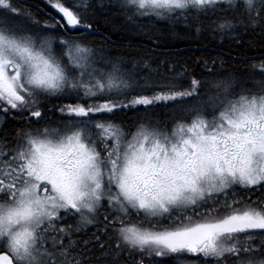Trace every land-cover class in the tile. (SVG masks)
Listing matches in <instances>:
<instances>
[{
    "label": "snow or ice",
    "instance_id": "obj_1",
    "mask_svg": "<svg viewBox=\"0 0 264 264\" xmlns=\"http://www.w3.org/2000/svg\"><path fill=\"white\" fill-rule=\"evenodd\" d=\"M47 2L60 19L41 24L0 0V113L27 124L0 136V264H90L93 244L107 264L185 255L264 264V60L249 66L260 73L252 88L229 75L205 101L206 81L182 88L183 72L167 82L133 76L71 35L93 28L86 14L96 7L130 23L183 20L240 43L250 32L264 37V0ZM52 97L76 100L57 106L65 114L57 127L40 123ZM160 102L183 114L170 129L145 119L126 131L114 119ZM88 225L97 228L90 240L73 238Z\"/></svg>",
    "mask_w": 264,
    "mask_h": 264
},
{
    "label": "trees",
    "instance_id": "obj_2",
    "mask_svg": "<svg viewBox=\"0 0 264 264\" xmlns=\"http://www.w3.org/2000/svg\"><path fill=\"white\" fill-rule=\"evenodd\" d=\"M64 2L68 3V0ZM93 2L95 3V0ZM105 2L107 3L108 0ZM15 3L21 8H27L33 18L39 20L41 24L45 21L53 23L50 17L60 19L47 0H15ZM86 19L87 22L93 23V28L73 30L72 36L84 35L86 39L82 43H86L97 51L102 50L110 59L121 61L124 67H132V65L142 67L147 64L151 68H165L166 71L173 68L171 72L152 74L166 81L177 78V74L183 72L184 75L178 78V83L182 88H187L190 80L195 77L197 80L206 81L207 84L203 87L205 89L207 86L209 91L208 82L213 83L229 75L248 79L247 87L252 88V77L259 78L260 76L259 71L253 73L249 70L250 65L264 60V37L255 32H250L242 42L237 43L230 37H221L210 31L196 32L183 20L158 21L154 18L142 17L130 23L115 8L101 10L94 7L86 14ZM13 20L22 27L32 29V25L22 17L13 18ZM35 30L39 31L38 28ZM48 34L60 35L58 32ZM205 61H208L207 65ZM212 61H215V64ZM220 61L224 62L223 65ZM218 68L221 69L218 70ZM205 92V90L202 92V99L205 101L209 95H214L207 92L208 96L205 98ZM61 100L62 98L56 97L48 99L45 102L44 115L52 113L62 115L57 107L60 103L62 104ZM205 106L207 107V104ZM150 110V116L155 117L157 121H163L158 122L161 125L171 121L173 116L183 115L179 113L178 106L173 103L166 105L165 110H158V106L151 107ZM159 113L163 115L161 119H159ZM127 117L130 118V116ZM125 120L129 122L127 118ZM19 125V121H10L4 130L11 135ZM78 235L73 238L78 239ZM103 239L104 237L101 236V240ZM89 247L93 251L86 255H91L94 260L97 258L96 254L99 253L96 262L107 264L103 250L94 244ZM182 258L186 260L192 257L185 255ZM179 260L180 257L175 256L157 258L158 264H176L175 262ZM197 261L203 264V261Z\"/></svg>",
    "mask_w": 264,
    "mask_h": 264
},
{
    "label": "flooded vegetation",
    "instance_id": "obj_3",
    "mask_svg": "<svg viewBox=\"0 0 264 264\" xmlns=\"http://www.w3.org/2000/svg\"><path fill=\"white\" fill-rule=\"evenodd\" d=\"M123 68L126 69L127 71L130 69L137 71L136 73L139 74L140 76H147L150 73H152V74H154V73H157V74L158 73L159 74L160 73H166V72H171L174 70L173 68H170L169 71H166L165 68H158V67L157 68L149 67L148 69H145L144 66L135 67V69H132L133 67H123ZM220 69L218 68V70H220ZM208 86L210 87L209 91H208L207 86L205 89H204V87L202 88V92L204 90L206 91L205 92V98H207L208 93H211L212 85H208ZM212 93H213V91H212ZM144 94L145 95H151L152 92L146 91V92H144ZM68 101H70V103H76V100L74 97L69 99V100L67 98H62V100H61L62 103L63 102L67 103ZM170 104H172V102H167V103L160 102V103L156 104L155 106H149L147 108V110L145 109L144 106H137L136 109H126L123 112H117L114 119L118 123H122L126 131L132 130L134 125H136L138 122H143L145 119H151L154 122H159V121L155 120V117L153 118V116H150V112H151L150 108L158 106V110H160V109L165 110V106L170 105ZM160 115L161 116L159 117V119L162 118V116H163L162 113H160ZM127 116H130V118ZM165 117H166V115H165ZM125 118H127L129 120V122H127V120H125ZM64 119H65V115L59 114V116H57V114L52 113L50 115H46V116L44 115V119L40 123H41V125H44V126L57 127L63 122ZM10 121H19L20 125L18 126L17 129L27 127V124L25 123V120L23 117L16 115L15 118H13L12 115L4 116L3 113H0V124H2V127H0V136H3L4 134H8V132L6 133L4 128ZM160 122H163V121H160ZM169 124L172 125V120L169 121L168 123H165L166 126H168ZM33 126H35V125H33ZM69 222H74V221L70 219ZM96 232H97L96 226L88 225L82 233H79V235L77 237L80 240H90L93 233H96ZM86 236H88V237H86ZM81 248H83V245H81ZM98 256H99V253L96 254L97 258L94 257L95 259L91 260L90 264H101L100 262H96V260H98V258H99Z\"/></svg>",
    "mask_w": 264,
    "mask_h": 264
},
{
    "label": "rangeland",
    "instance_id": "obj_4",
    "mask_svg": "<svg viewBox=\"0 0 264 264\" xmlns=\"http://www.w3.org/2000/svg\"><path fill=\"white\" fill-rule=\"evenodd\" d=\"M56 11V10H55ZM155 19V18H154ZM158 21H164V20H170V19H157ZM103 55L106 57V58H108V59H110L107 55H106V53H103ZM112 60V59H111ZM113 61H115V60H113ZM122 67H124V66H122ZM131 67V66H130ZM132 69H135V67H137V66H133L132 65ZM128 72L130 73V74H132L133 76H136V77H140V75L139 74H137L136 72L137 71H134V70H128ZM152 74V73H151ZM152 77L155 79V78H157V76H153L152 75ZM161 78V77H160ZM202 81V80H201ZM162 82H166V79H164L163 78V80H162ZM209 83V85H212L213 83L212 82H208ZM156 91H160L161 89H159V88H157V89H155ZM212 91H213V94H215V92H216V89L215 88H213L212 87V89H211V93H212ZM237 91H238V89H237ZM210 96H212V95H210ZM71 98H73V97H69V98H67L68 100L69 99H71ZM61 104V103H60ZM59 104V105H60ZM62 104H70V101H68L67 103H65V102H63ZM173 105H175V104H173ZM177 106V105H176ZM180 113V112H179ZM62 115H65V114H62ZM57 116H59V115H57ZM159 117H160V113H159ZM161 119V118H160ZM160 121V120H159ZM172 126V125H171ZM191 256V255H190ZM192 258H189V259H186V260H184V258H182V257H180V260H179V262H177V264H199V262L195 259V257H193V256H191Z\"/></svg>",
    "mask_w": 264,
    "mask_h": 264
}]
</instances>
